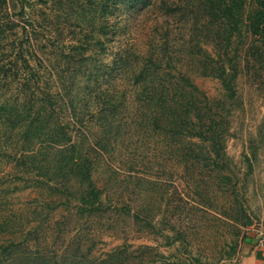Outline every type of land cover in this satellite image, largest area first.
<instances>
[{
  "label": "trees",
  "instance_id": "1",
  "mask_svg": "<svg viewBox=\"0 0 264 264\" xmlns=\"http://www.w3.org/2000/svg\"><path fill=\"white\" fill-rule=\"evenodd\" d=\"M156 1L0 0V135L6 139L0 155L7 156L1 146L9 142L8 159L22 175L42 178L40 190H63L66 200L76 201L82 213L94 214L103 205L102 191L93 179V152L104 155L129 130L136 140L142 133L147 144L158 138L162 148L170 150L192 185L191 194L202 185L214 186L220 171L230 178L224 166L232 113L215 111L208 96L177 70L173 55L177 51L171 52L166 33L149 40L146 54L118 42L111 61L105 60L108 43L117 41V16ZM162 3L168 15L192 21V50L200 53L192 62L204 70L201 76L207 77L209 71L219 80L226 100L234 101L238 77L234 61L226 60V53L214 62L203 45L212 40L227 47L246 33L251 37L248 52L262 53L264 0H188L183 8L169 0ZM37 5L42 11L32 15ZM43 39L47 43L40 46ZM36 51L57 60L53 64ZM207 61L214 62L211 71ZM51 66L56 72H50ZM87 120L97 123L98 133L82 130ZM131 161L138 162L137 154ZM71 181L81 190L78 196L66 187ZM15 254L0 251V264H12ZM124 254H108L93 264H125ZM47 255L36 253L37 264L42 259L44 264L60 262ZM68 260L80 264L77 256Z\"/></svg>",
  "mask_w": 264,
  "mask_h": 264
},
{
  "label": "rangeland",
  "instance_id": "2",
  "mask_svg": "<svg viewBox=\"0 0 264 264\" xmlns=\"http://www.w3.org/2000/svg\"><path fill=\"white\" fill-rule=\"evenodd\" d=\"M169 1L181 8L188 3ZM161 2L117 16V41L108 43L105 60L111 61L118 42L146 54L149 40L166 33L171 52L177 51L173 54L177 70L208 96L217 106L215 111L223 108L232 113L224 166L229 168L225 173L230 178L220 171L214 186L202 185L191 194L192 185L184 179V169L171 159L170 150L162 148L158 138L147 144L142 133L136 140L129 130L104 155L93 152V179L102 191L103 205L88 214L81 212L76 201L68 202L63 190H40L42 178L22 175L8 159L12 145L4 143L1 151L7 149V156L0 155V251L17 253L12 264H37L36 253L57 257L58 264H71L68 259L73 256L80 264H93L118 251L126 252L125 264H241L246 239L264 241V45L262 53L248 52L251 37L246 33L234 37L227 47L212 40L203 45L214 62L227 53L226 60L232 59L238 69L236 98L227 101L220 81L209 71L207 77L201 76L204 70L192 62L200 55L192 50V21L179 14L168 15ZM40 10L37 5L30 13ZM18 33L21 35L20 28ZM50 35L55 36V31ZM39 51L36 56L53 64L57 60ZM214 62H206L210 71ZM50 72H56L52 66ZM86 125L84 132H99L96 122L87 120ZM5 140L0 135V144ZM136 154L138 162L134 163L131 159ZM66 187L74 195L81 193L74 181L66 182ZM135 212L140 213L139 218L133 217ZM247 219L251 222L244 226ZM44 263L42 259L38 264Z\"/></svg>",
  "mask_w": 264,
  "mask_h": 264
},
{
  "label": "crops",
  "instance_id": "3",
  "mask_svg": "<svg viewBox=\"0 0 264 264\" xmlns=\"http://www.w3.org/2000/svg\"><path fill=\"white\" fill-rule=\"evenodd\" d=\"M241 264H264V241L248 238L241 248Z\"/></svg>",
  "mask_w": 264,
  "mask_h": 264
}]
</instances>
